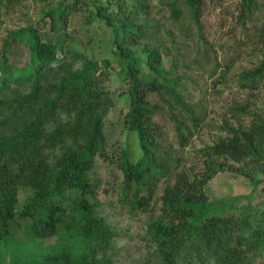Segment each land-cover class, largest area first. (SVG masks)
<instances>
[{
	"label": "trees",
	"instance_id": "1",
	"mask_svg": "<svg viewBox=\"0 0 264 264\" xmlns=\"http://www.w3.org/2000/svg\"><path fill=\"white\" fill-rule=\"evenodd\" d=\"M178 1L171 3L176 20L181 17ZM182 1L200 26L205 0ZM84 5L88 21H102L111 29L112 53L124 62L118 68L129 101L124 123L135 132L140 154L132 160L123 147L116 163L122 173L120 194L131 198L133 210L149 203L158 183L172 173L171 157L161 145L163 130L154 115L165 111L177 123L174 113L181 110L194 122L197 119L181 97L180 78L172 76L163 52L149 43L147 0H62L47 8L39 26L10 33L4 48L12 39L22 41L28 62L7 69L6 51L0 56V264H110L104 252L112 233L96 214L100 183L91 172L96 156L105 155L103 126L113 101L100 78L112 61L100 62L67 47L65 33L60 54L59 41H48L42 34V29L61 32L67 16ZM256 8V0L240 2L243 17ZM51 70L59 78L44 97L41 88ZM262 78L264 59L241 72L239 81L253 87ZM13 86H28L29 91L19 93ZM151 94L158 103L148 99ZM226 132L201 150L210 159L203 170L175 174L174 183L161 195V215L147 222V234L162 264H253L264 255V222L260 218L254 222L251 204L210 202L204 189L214 174L224 170L225 163L218 159L244 166L264 164V117L255 116L247 128L227 125ZM175 133L184 146L181 124ZM240 172L253 176L251 171ZM21 186L34 193L17 211ZM19 233L23 236L18 239Z\"/></svg>",
	"mask_w": 264,
	"mask_h": 264
},
{
	"label": "rangeland",
	"instance_id": "2",
	"mask_svg": "<svg viewBox=\"0 0 264 264\" xmlns=\"http://www.w3.org/2000/svg\"><path fill=\"white\" fill-rule=\"evenodd\" d=\"M60 1L0 0V56L5 50L9 58L7 69L22 67L28 62V48L22 41L12 39L4 48L10 33L39 26L38 21L47 8ZM147 2L149 24L152 26L149 43L163 52L172 76L180 78L181 97L191 105L197 119L194 122L181 110L174 113L177 123L165 111L154 115V121L163 130L161 145L163 153L171 157L172 173L158 183L149 203L134 210L131 198L120 194L122 173L116 159L123 147L128 149L132 160L139 156L140 150L135 132L129 131L124 123L129 101L123 94L126 83L118 72L124 62L112 53L111 29L102 21H88L85 5L82 10L67 16L61 32L42 29L48 41H59L60 54L66 41L67 47L81 55L100 62L103 59L112 61L107 74L100 78V85L113 101L103 126L105 155L96 156L91 172L92 178L100 183L97 191L100 204L96 214L109 225L112 233L110 247L104 252L110 264H162L161 254L147 234L146 225L161 215L160 198L165 186L174 183L175 174L180 171L194 175L203 170L205 161L210 159L201 150L225 137L227 125L247 128L255 116L264 117V78L253 87L243 86L239 81L241 72L257 67L264 59V0H256L257 8L248 17L240 14L241 0H205L200 26L194 23L182 0L176 4L181 11L178 20L171 15L172 0ZM64 33L65 41L62 38ZM70 61L67 58V62ZM58 78L55 70L47 72L41 88L44 97L52 91L51 86ZM12 89H18L19 93L29 91L28 86H13ZM148 99L153 103L159 102L154 94ZM180 124L186 139L184 146H180L175 133V127ZM218 160L225 166L206 183L204 189L208 200L214 203L233 200L236 207L250 203L254 222H258L259 218L264 222V164L258 167L252 162L244 166L230 160ZM241 170L251 171L253 176L247 177ZM258 181L260 183L256 184ZM33 193L31 187L18 188L17 211ZM26 222L20 221L23 225ZM17 236L19 239L23 235L19 233ZM178 264L186 263L180 261ZM253 264H264V255L256 257Z\"/></svg>",
	"mask_w": 264,
	"mask_h": 264
}]
</instances>
